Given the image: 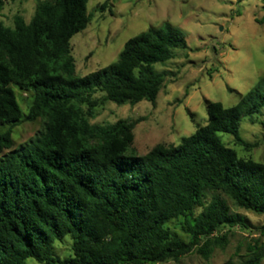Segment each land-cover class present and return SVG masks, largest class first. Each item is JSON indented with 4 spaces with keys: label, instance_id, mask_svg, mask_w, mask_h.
<instances>
[{
    "label": "trees",
    "instance_id": "obj_1",
    "mask_svg": "<svg viewBox=\"0 0 264 264\" xmlns=\"http://www.w3.org/2000/svg\"><path fill=\"white\" fill-rule=\"evenodd\" d=\"M87 1L35 0L29 23L16 17L11 29L0 21V264H159L194 251L207 260L227 244L221 229L248 227L227 200L264 216V164L221 138L251 147L240 125L264 109V76L233 106L206 102V123L178 144L140 155L132 147L137 121L89 119L105 102L154 105L167 75L154 67L188 48L185 35L150 27L114 62L78 76L70 40L90 21ZM13 85L33 94L23 118ZM22 119H40L44 130L11 150ZM66 238L70 253L58 258L54 244ZM260 247L249 244L237 264H261Z\"/></svg>",
    "mask_w": 264,
    "mask_h": 264
},
{
    "label": "rangeland",
    "instance_id": "obj_2",
    "mask_svg": "<svg viewBox=\"0 0 264 264\" xmlns=\"http://www.w3.org/2000/svg\"><path fill=\"white\" fill-rule=\"evenodd\" d=\"M35 10V0H5L0 21L13 29L16 17L29 23ZM86 10L91 16L88 25L70 40L78 76L114 62L129 38L150 27L169 24L185 35L188 48L177 50L173 59L154 67L167 74L154 105L147 101L134 106L105 102L89 119L92 125L114 124L120 119L137 121L132 147L140 155L157 144H178L206 123V102L233 106L239 95L264 76V0H88ZM12 89L23 118L33 94L15 85ZM43 130L40 119H22L12 128L11 150L38 137ZM240 135L250 148L238 146L229 135L221 138L239 157L264 164V109L242 120ZM227 203L231 212L246 219L247 228L221 229L227 244L216 247L207 260L194 251L178 261L159 264H237L255 240L264 251V216L239 209L230 200ZM53 252L58 258L69 255L70 240L56 242ZM26 264L38 263L28 260Z\"/></svg>",
    "mask_w": 264,
    "mask_h": 264
}]
</instances>
